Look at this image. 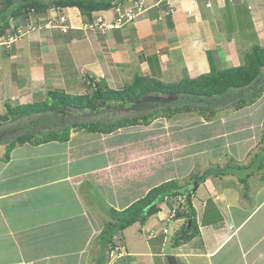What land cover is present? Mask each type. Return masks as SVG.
Listing matches in <instances>:
<instances>
[{
	"label": "crops",
	"instance_id": "obj_1",
	"mask_svg": "<svg viewBox=\"0 0 264 264\" xmlns=\"http://www.w3.org/2000/svg\"><path fill=\"white\" fill-rule=\"evenodd\" d=\"M134 1L118 0L117 9L95 13L93 19L113 23L118 12L132 8ZM145 8L135 21L108 30L88 27L90 22L76 8L64 10L71 27L67 33L57 27L56 9L27 17L21 37H0V114H5L6 104L41 102L47 91H66L69 81L71 93L74 88L81 90L76 83L79 77L87 88L82 72L108 82L105 54L111 53V62L119 69L141 64V75L152 78L160 72V80L175 83L181 80L176 79L180 69L182 78L185 72L197 78L219 67L218 62L228 63L226 68L241 66L254 46L264 48V0H228L226 5L219 0H145ZM169 8L173 9L170 17L164 15ZM140 37L150 39L152 45H142ZM154 56L158 62L150 63ZM203 66L207 67L203 73L192 70ZM65 68L68 75L62 71ZM171 68L175 73L168 76ZM240 111L246 116L227 119L232 127L219 136L227 139L224 149L189 152L187 157L195 161L191 166L186 164L190 160L182 162L187 168L182 171L202 175L234 162L248 169L232 170L226 176L215 172L200 185L193 197L200 234L188 243L173 245L186 219L171 220L167 202L160 204L162 211L146 225L125 230L123 255L129 264H168L169 256L183 264H264V159L258 158L264 150V129L259 128L264 118L254 120L264 111V94ZM82 133L72 130L65 143L19 145L9 162L0 156V264H101L103 260L106 264L108 249L100 234L111 220L109 209H126L169 181L153 186L151 172L134 183L121 179L123 172L108 149L101 151L110 155L105 164L78 169L92 156L90 151L96 155L97 137L86 140ZM84 141L91 150H80ZM43 145L49 147L45 152ZM199 156L202 172L197 167ZM210 157L226 164L213 165ZM240 179H247L249 187ZM170 220L178 226L170 227Z\"/></svg>",
	"mask_w": 264,
	"mask_h": 264
},
{
	"label": "trees",
	"instance_id": "obj_2",
	"mask_svg": "<svg viewBox=\"0 0 264 264\" xmlns=\"http://www.w3.org/2000/svg\"><path fill=\"white\" fill-rule=\"evenodd\" d=\"M117 1L0 0V37L10 34V39H18L28 26H22L25 25L27 17L44 15L51 9L62 13L64 9L76 8L90 24H94L93 15L117 9ZM134 3L137 5L134 10L136 12L140 2L135 0ZM170 14L166 11V16L170 17ZM117 19L121 20L122 26L134 21H129L127 10L119 11ZM149 61L158 62V58L154 56L149 58ZM157 73L160 72H154L152 78L138 74L123 89L111 87L106 79L87 75L86 86L93 88L92 93L82 92L84 84L79 77L76 83L83 89L76 94L47 91L46 99L41 102L19 106L6 104L5 114H0V148H5L3 161L9 162L12 151L19 145L68 142L74 129L109 135L129 127L150 125L161 117L171 119L181 114L198 113L202 117L212 119L227 109L240 111L256 103L264 94V48L254 46L241 66L212 67L209 73L197 78H190L185 72L180 81L166 83L157 77ZM118 113L126 114L120 117L116 116ZM111 116H115V119H109ZM55 117L57 119H54ZM41 124L50 131L43 132L44 126ZM35 125L37 131H34ZM234 168L248 169L239 163L229 164L224 168L219 167L216 171H206L202 175L191 174L190 180L184 183L178 179L165 181L153 187L128 208L110 209L108 213L111 221L100 234L103 247L109 250L116 236L135 224L146 225L152 217L162 211V202L170 204V201L176 199H184L185 203L176 209L175 219L185 218L186 223L174 236L173 245L179 247L192 241L200 234L197 213L193 206L194 195L212 174L216 172L219 176L230 175ZM240 180L247 188L248 180ZM168 262L181 264L174 256H169ZM101 264H104V260Z\"/></svg>",
	"mask_w": 264,
	"mask_h": 264
},
{
	"label": "rangeland",
	"instance_id": "obj_3",
	"mask_svg": "<svg viewBox=\"0 0 264 264\" xmlns=\"http://www.w3.org/2000/svg\"><path fill=\"white\" fill-rule=\"evenodd\" d=\"M189 1H193V0H189ZM219 1L222 5L223 4L226 5V2L228 0H219ZM139 2L145 3V0H139ZM98 19L99 18H96L95 21H98ZM105 23H106V27H104L103 29H107V30L112 29L113 27L112 23H108V22ZM140 38L142 45L145 44L152 45L150 39L144 37H140ZM244 38H246V36ZM138 48L137 50L140 52V48L143 47L140 46ZM102 56L104 58L103 60L107 61V63L109 64V67L108 68L106 67L105 69V72L106 73L109 72V73L107 75L105 74L104 75L109 80L108 84L111 85L113 88L123 89L125 85L130 84L133 81L136 74L141 75L144 73V67L142 69L143 65L141 64L136 65L132 63V65L128 64L119 69L118 67H115L111 62L112 61L111 53L110 55L105 54ZM217 57L218 56L213 55L214 59L215 58L217 59ZM242 57L244 59V56ZM228 62L230 61L228 60ZM217 65L219 66L218 68H224V67L226 68L229 66V64L226 63L225 61L218 62ZM113 66L115 67L116 71H113L114 69ZM99 67H101V65ZM202 69L203 71H201ZM205 69L207 70V67L203 66L200 68V70H198L197 68H194L192 70L195 72L203 73ZM180 70H178V76L176 78L179 80L182 79V76L179 75V73H181ZM62 71L63 73L68 75V69L65 68ZM112 71L118 72L117 75L112 73ZM174 73L175 71L172 68L168 69L167 71L168 76H172ZM81 75H83V77L85 78L87 75L91 76V73L82 72ZM71 77L73 78L74 76ZM100 78L101 77H99V79ZM86 87L87 88L84 87V90H82L83 87H81L82 92L83 91L85 92L86 90V92L92 93L93 88L90 87V85ZM65 88L66 91L65 90L64 91L55 90V91L70 92L71 90L69 91V89H71V84L67 83ZM79 90L80 89L74 88L72 90V94H76V91ZM245 113L246 112L243 113V111L227 109L218 113V117L212 118L213 120L202 117L198 113L181 114L174 116L171 119L161 117L152 121L150 125H138L134 127H129L111 133L109 135L89 133L88 131L80 130L83 132L82 136L84 139L89 140L90 137H97V139L96 142L94 141L93 143V149L96 150V155L94 152L90 151L89 154L92 156H90L89 160L82 161L80 163L81 167H78V169H83V168L91 169L105 164L106 160L108 159V156L110 155L109 154L105 155L104 153H101V151H103L104 149L105 150L108 149L111 150L112 152L110 157L113 158L114 162H116L115 164L119 165L118 167L123 172L121 179H124L129 183H134V181L137 182V180L139 181L145 179L150 172L152 173L151 176L153 177L151 181V184L153 186L155 185L154 184L155 182L162 181L165 179L168 180L178 179L181 183H184L185 181L190 180L191 174L189 172L185 173L182 171V169L186 168V165L182 162H185L186 160H190V161H186V164H189L191 166L195 161L187 157L188 153L204 151L206 149H211V150L220 149V148L224 149L225 140L227 139L224 138L219 139V136L225 135L226 130L224 128L232 127V124H229L228 122L230 121H227V119H231L230 117L244 118V116H246ZM125 114L126 113H118V115L116 116L122 117L125 116ZM258 117L264 118V111H262V113L257 114L254 120L256 121ZM54 119H57V117H55ZM109 119H115V116H111L109 117ZM246 119L248 120V118ZM85 120H90V119H85ZM237 121L238 119H235L233 123H236ZM259 128L264 129V124L261 125ZM34 131H37L36 125L34 126ZM42 131L48 132L50 130L48 128H45L44 126ZM79 138L81 139L82 137ZM84 143L86 147L84 146L83 148H80V150L83 152H86L89 149L91 150L90 148L91 146L86 145L87 144L86 141H84ZM33 145L34 144L30 145V147H32ZM104 145L105 148L103 147ZM43 146L45 152L49 147H46L47 145H43ZM254 150L259 151L260 148L256 147L254 148ZM4 153H5V148L1 147L0 156L4 155ZM191 155L194 156L193 154ZM258 158L264 159V150L261 151V155H259ZM196 159L197 160L200 159V163H198L199 166L197 167H199L200 169L199 172H202V168H203L202 156H199ZM220 159L221 158L217 159L210 157V163L213 165L224 166L226 164L225 161L221 159L220 162ZM204 161H207V159H205ZM232 165H238V164L237 162H234ZM239 165L243 166L240 163ZM233 171L240 172L242 170L234 168ZM147 182L148 185H150V180ZM140 183L141 181L138 182V188L140 186ZM248 187L249 186H247V188ZM87 194L90 193L87 192ZM174 201L173 200L170 201L171 210H173V207L174 209H177L182 203H185L184 199H176ZM166 210L167 209L165 207L164 212H166ZM166 220L167 217L165 216L162 222H165ZM168 224L170 225V227L178 226L177 222L171 220L168 222ZM118 244L120 249H116L114 252L108 255V260L106 264H129L127 259L124 257V255H120L121 252H123L124 250L122 249L124 246V241L122 239L121 240L118 239ZM180 263L183 264L182 262Z\"/></svg>",
	"mask_w": 264,
	"mask_h": 264
},
{
	"label": "clouds",
	"instance_id": "obj_4",
	"mask_svg": "<svg viewBox=\"0 0 264 264\" xmlns=\"http://www.w3.org/2000/svg\"><path fill=\"white\" fill-rule=\"evenodd\" d=\"M136 7H137V5L133 6V7L130 8V9H128V11H127V15H128V17H129V21H131V20H134V21H135V20L138 18V16H139L140 14L143 13V11L145 10V3H140V5H139L137 11L134 12V10H135ZM64 10H65V9H64ZM64 10H63L62 13H59L60 16H59V18L57 19V25H58L57 27L60 28L64 33H67V32L71 29V27L68 26L69 19H68V17L64 14ZM172 12H173V9H172V8H169V9L167 10V13H171L170 16H172ZM164 15H166V12H165ZM62 16H65V17L67 18V21H66L65 23H61V22H60V19H61ZM112 26H113L112 29H113V28H121V27H122L121 20L116 18V19L114 20V22L112 23ZM64 27L67 28V31H66V32L63 30ZM88 27H90L91 29H94V30L97 29V28H99V29H103L104 27H106V23H105V20H104V19H99L98 21H95L94 24H90ZM242 65H243V64H242ZM237 67H238V66H237ZM123 210H124V209H123ZM174 211H175V213H174ZM169 213H170V218H171V220H177V219H175L176 209L171 210ZM180 219H181V218H180ZM185 222H186V221H185ZM165 233H167V230L165 231ZM122 235H123V234H121V235L115 237V241H114V243H113V246H111V248L108 250V255H109L110 253L114 252L116 249H120L119 244H118V239L121 240V239H122V237H121ZM122 249H123V248H122ZM120 255H123V252H121ZM124 256H125V253H124ZM125 257H126V256H125Z\"/></svg>",
	"mask_w": 264,
	"mask_h": 264
},
{
	"label": "built area",
	"instance_id": "obj_5",
	"mask_svg": "<svg viewBox=\"0 0 264 264\" xmlns=\"http://www.w3.org/2000/svg\"><path fill=\"white\" fill-rule=\"evenodd\" d=\"M66 21H67V18L65 16H62L61 19H60V22L61 23H65ZM63 30L66 32L67 31V28L64 27ZM174 213H175V211H174Z\"/></svg>",
	"mask_w": 264,
	"mask_h": 264
}]
</instances>
